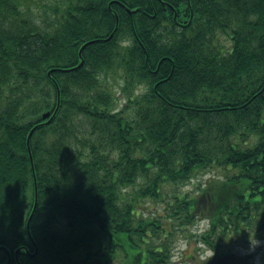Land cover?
Returning a JSON list of instances; mask_svg holds the SVG:
<instances>
[{"label":"trees","instance_id":"16d2710c","mask_svg":"<svg viewBox=\"0 0 264 264\" xmlns=\"http://www.w3.org/2000/svg\"><path fill=\"white\" fill-rule=\"evenodd\" d=\"M28 1L0 0V264H170L202 219L208 264H249L264 0H59L41 25Z\"/></svg>","mask_w":264,"mask_h":264},{"label":"rangeland","instance_id":"374dc122","mask_svg":"<svg viewBox=\"0 0 264 264\" xmlns=\"http://www.w3.org/2000/svg\"><path fill=\"white\" fill-rule=\"evenodd\" d=\"M58 3L59 0H30L27 2L30 10L29 12L33 17V20L40 25L41 21L54 18V10L59 7ZM56 14L59 16L58 10ZM114 87L116 88V84H114ZM116 94L118 95V98H120V94L117 90ZM119 102H122L121 99ZM212 176H216L215 170L201 172L199 176L192 178L189 183L183 186L182 190L180 191L187 192L188 194H197L200 186L199 183L206 182V180ZM145 204L146 207H150L153 210L161 213L160 210H157V204H152L149 202ZM197 222L198 224H195L196 226L194 225L184 228L182 229V233L180 229L179 232L174 234V248L172 249V253L173 250H175L179 254L177 255L176 259L170 260V264H197V254L202 251L201 243L196 241L195 237L192 239H187L184 237V235L190 234L198 235L207 221L202 219ZM241 240L242 241L236 240L232 244V250L234 253L248 255V259L250 260L249 264H264V229L258 230V228H255L246 239L242 238ZM116 264H119V262Z\"/></svg>","mask_w":264,"mask_h":264},{"label":"clouds","instance_id":"9594fccd","mask_svg":"<svg viewBox=\"0 0 264 264\" xmlns=\"http://www.w3.org/2000/svg\"><path fill=\"white\" fill-rule=\"evenodd\" d=\"M201 248L202 251L197 254V264H208L210 258H212L215 254V249L203 241H201ZM178 254V252L173 250L170 260L176 259Z\"/></svg>","mask_w":264,"mask_h":264},{"label":"water","instance_id":"95a60500","mask_svg":"<svg viewBox=\"0 0 264 264\" xmlns=\"http://www.w3.org/2000/svg\"><path fill=\"white\" fill-rule=\"evenodd\" d=\"M110 4H111V2L108 3V6H110ZM116 24H117V17H116ZM115 28H116V27H115ZM109 38H110V37H109ZM109 38H107V39H109ZM105 40H106V39H105ZM93 41H95V39H94V40H90V41H88V42H85V43L80 47V49H79V56H80V54H81L82 49H83L88 43L93 42ZM82 63H83V61L80 60V62L77 64L76 67H80V66L82 65ZM70 69H71V68H67V69H63V70H70ZM48 74H49V73H48ZM56 109H57V107H56ZM55 111H56V110H55ZM55 111L52 113L51 116H50V112H45V113H43V114L41 115V118H42V119L49 118V119L46 121V122H48V121L53 117ZM34 128H35V126H34V127L29 131V133H28V136H27V145H28L29 138H30V136H31V134H32V132H33V130H34ZM28 149H29V147H28ZM31 216H32V213L30 214L29 219L31 218ZM18 251H19V249H16V251L14 252L15 257H16V255H17V252H18ZM36 251H37V249L35 248V250H34V252L32 253V255H35V254H36ZM7 252H8V251H7ZM9 261H10V257H9V253H8V259H7V262H6L5 264H8Z\"/></svg>","mask_w":264,"mask_h":264}]
</instances>
